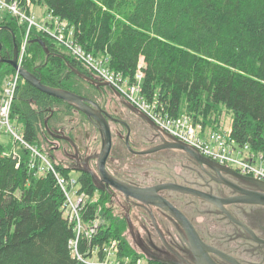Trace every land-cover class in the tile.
Wrapping results in <instances>:
<instances>
[{
	"label": "trees",
	"instance_id": "16d2710c",
	"mask_svg": "<svg viewBox=\"0 0 264 264\" xmlns=\"http://www.w3.org/2000/svg\"><path fill=\"white\" fill-rule=\"evenodd\" d=\"M18 1L24 13L42 4L67 21L87 51L109 56V67L131 81L144 65V91L151 99L155 93L173 115L188 113L204 127L221 130L227 112L233 119V137L264 151V0ZM0 24V42L10 55L12 37L4 28H21V41L28 23L19 24L6 13ZM36 28L31 30L33 45L23 65L47 86L80 94L85 79L73 72L74 67L92 69L62 44V58L53 61L40 45L52 38ZM14 74L10 64L0 61V94L4 80ZM50 106L57 108L53 110L60 123L79 116L72 104L19 78L11 117L19 118L24 139L48 155L39 129L52 112ZM17 145L14 151L0 142V264H86L73 255L70 240L76 237L75 224L64 216L65 195L56 175L49 169L41 172L42 158ZM50 161L62 175H70L71 166ZM81 179L89 192L100 193V201L84 213L85 219L97 211L105 220L91 245L117 239L121 259L143 257L126 239L125 220L115 214L112 195L98 190L88 178ZM86 244L85 239L79 242L85 254Z\"/></svg>",
	"mask_w": 264,
	"mask_h": 264
},
{
	"label": "flooded vegetation",
	"instance_id": "af4514ba",
	"mask_svg": "<svg viewBox=\"0 0 264 264\" xmlns=\"http://www.w3.org/2000/svg\"><path fill=\"white\" fill-rule=\"evenodd\" d=\"M2 27L0 24V31ZM17 28L11 26L4 28L11 35L13 46L9 55L5 53L4 45L0 42V61L10 60L16 53L18 61L22 43L18 41V34L21 35L22 29ZM55 42L50 38L40 42V45L46 48L47 56L51 55L53 61L62 58V49ZM32 45L33 40L29 37L27 50ZM24 62L25 60L21 66L26 68ZM77 64L80 62L77 61ZM82 68L90 76L82 71L83 69L74 67L73 72L85 79L83 85L86 87L80 94L75 93L99 104L108 118L113 140L106 162L110 175L138 187L175 183L193 189L192 192H186L165 188L160 189L157 194L170 201L191 220L205 243L242 264H264V202L248 200L252 194L262 193L259 185L261 183L255 181L256 178L253 176L243 174L210 158L205 159L207 164H204L176 148L140 153L163 144L169 135L124 95V98H121L112 84L100 77L95 78L91 70ZM87 83L92 84L93 88L87 86ZM105 92L114 93L112 97H118V107H110L113 98L108 97ZM73 106L79 116L70 117L62 123L54 114L57 108L50 106L52 112L40 124L45 126L39 129L41 140L46 141L50 154L42 155L49 161L51 159L64 162L71 166L73 171L80 172L78 178L81 182H83L81 178H88L98 190L110 193L121 206L122 211L119 214L114 211L125 220L124 229L137 238L142 252L148 254L151 260H158H153L156 263L162 261L196 264L186 242L188 237L186 230L170 213L152 204L128 200L107 180L100 178L97 156L102 148L100 126L96 120ZM36 110L41 112L39 106H36ZM114 134L120 143H124V149L119 150V145H115ZM127 153L134 154L137 164L129 163L131 166L128 164ZM50 163L54 165L53 162ZM210 255L220 264H234L225 256L214 252H210Z\"/></svg>",
	"mask_w": 264,
	"mask_h": 264
},
{
	"label": "built area",
	"instance_id": "2783aa9c",
	"mask_svg": "<svg viewBox=\"0 0 264 264\" xmlns=\"http://www.w3.org/2000/svg\"><path fill=\"white\" fill-rule=\"evenodd\" d=\"M10 1L14 3V0ZM28 3L31 4L32 1L28 0ZM18 5L24 8L19 1ZM0 11H9L17 18L18 22L28 23L26 37L21 43L18 55L20 66L27 57V42L33 26L36 25L38 31L45 32L58 44L64 45L74 57L87 65L88 68L93 69L100 79L112 84L130 103L148 115L163 132L190 145L204 156L220 164L264 181V151H250L248 143H239L232 135V127L228 132L211 130L204 127L202 123L196 121L195 117L188 113L173 115L155 93L153 94L154 99H151L144 91V71L141 68L136 71L133 81L124 77L122 73L112 70L108 65L109 56L104 54L97 56L87 51L75 37V30L68 29L65 20L47 9L43 12L41 21L36 20L34 11L33 14L13 12L7 0H0ZM20 77L19 70H16L14 75L7 77L4 81L5 90L0 96V129L3 130L7 127L5 130L12 132L15 137V144L21 143L35 155L43 158V163L40 166L42 171L49 169L56 175L65 195L63 213L67 219L75 224L76 237L70 240L73 255L86 264H150L145 262L143 258L123 261L118 255L119 241L117 239L102 245H91L93 239L99 234L101 223L97 222V219L101 216L96 213L86 220L84 213H87L89 208L98 202L99 199L95 197V192H89L84 187L83 182L71 174L65 176L58 172L54 165L38 152L37 147L28 143L23 134H18L12 127L10 119ZM13 149L15 150V148ZM82 239L87 241L86 254L79 250V242ZM91 253L92 255L89 256Z\"/></svg>",
	"mask_w": 264,
	"mask_h": 264
},
{
	"label": "water",
	"instance_id": "95a60500",
	"mask_svg": "<svg viewBox=\"0 0 264 264\" xmlns=\"http://www.w3.org/2000/svg\"><path fill=\"white\" fill-rule=\"evenodd\" d=\"M1 61L7 62L14 69L19 70L21 77L25 81L29 82L31 85L35 86L42 92L75 105L77 109L84 112L89 118L96 120L98 122L100 126L99 129H100L101 136H102V148L99 154L97 155L98 156V167L100 171V178L107 180L109 184L113 185L118 191H120L126 197V199L128 200L134 199V200L141 201L145 204H152V205L161 207L162 209L170 213L186 230L188 234V237L186 238V242H187V245L189 246L190 251L192 252L194 256L196 264H220L211 257L210 252H214L219 255L225 256L228 258V260H230L234 264H242L239 261H237L235 258L225 255L220 250L205 243L201 239L199 233L197 232L191 220L181 210H179L175 205H173L170 201H168L167 199L157 194V192L160 189H165V188H172V189L186 191V192H192L194 191L193 189L188 188V187H183L175 183H163V184H160L157 186H151V187H138L136 185H133L115 176L110 175L106 167V162H107V159L112 149V143H113L112 132H111V128L108 123V118L104 114V111L99 106V104L73 91L62 89V88H54V87L43 84L41 80L33 72L27 70L24 67H21L18 64L17 53L14 56V58L10 60L1 59ZM115 91L118 95L121 96V98H124L123 95L119 91H117L116 89ZM164 148H176V149L183 150L187 152L188 154H190L191 156H193L196 160L204 164H207V160L205 159H208V158L206 156L201 154L199 151H197L190 145L182 141H178L174 138L172 139L166 138L163 144L158 145L154 148L145 150V151H140V153L154 152V151H158ZM255 181H259L261 183L259 185L261 186L262 193L252 194V196H250L248 200L251 202L263 203L264 202V181L259 180V179H255ZM153 260L158 261L155 259ZM161 264H176V263H169V262L161 261Z\"/></svg>",
	"mask_w": 264,
	"mask_h": 264
},
{
	"label": "rangeland",
	"instance_id": "374dc122",
	"mask_svg": "<svg viewBox=\"0 0 264 264\" xmlns=\"http://www.w3.org/2000/svg\"><path fill=\"white\" fill-rule=\"evenodd\" d=\"M45 7L42 5V4H40V5H36L35 7H32V11H34V13H35V18H36V20L37 21H41L42 20V16H43V12L45 11ZM33 14V13H32ZM0 16H3L1 13H0ZM19 24H22V23H20L19 22ZM37 29V28H36ZM25 37H26V34H25V36H23V39L21 40V42H23L24 41V39H25ZM145 60L144 59H142V61L141 62H144ZM11 77V76H10ZM25 81V80H24ZM105 94L108 96V97H112V95L114 96V93H111V92H105ZM113 99H114V102H113V99L111 100V105H110V107H118L119 106V103H118V100H117V98L118 97H112ZM117 100V101H116ZM10 122H11V124H12V127L14 128V130L18 133V134H23V127H22V125H21V122H20V120H19V118L18 117H11V119H10ZM232 123H233V119L231 118V116L227 113V112H223V116H222V124H221V131H225V132H228L229 131V129L232 127ZM98 134V133H97ZM114 141H115V145H119L118 146V149L119 150H122V149H124L125 148V146H124V143H120V140L119 139H117L116 137H115V134H114ZM0 142L3 144V145H5L6 147H8L9 149H12L13 150V148H15V150L17 151L18 150V145L17 144H15V137H14V135L12 134V132L11 131H9V132H4L2 129H0ZM45 142V140H43V145H44V147L46 148V149H48L47 148V144L46 143H44ZM249 144V143H248ZM137 146L138 147H140L139 146V144L137 143ZM141 146H143V145H141ZM250 151H253V150H256V149H254V148H252L251 147V145L249 144V148H248ZM14 150V151H15ZM126 150V149H125ZM126 160H127V162H128V164L129 163H133V164H137V158L136 157H134V154H132V153H127V155H126ZM130 165V164H129ZM131 166V165H130ZM41 172H43V171H41ZM70 174L72 175V176H74V177H76L77 179H79L78 178V176H79V174H80V172L79 171H70ZM95 197H97L99 200H98V202L100 201V193H99V191H95ZM97 202V203H98ZM114 209H115V211L119 214L120 213V211H122V209H121V206L120 205H118L116 202H115V199H114ZM96 213H98L97 211H96ZM99 214V213H98ZM99 221V223H101V224H103V222H105V220L103 219V218H101V217H99L98 219H97V222ZM124 234H125V237H126V239L129 241V243L132 245V247L134 248V249H136L137 251H139V252H141L142 253V255H143V259H145V261L147 262L148 260H149V257L150 256H148V254H145L144 252H142V249L139 247V245H138V241H137V238L136 237H134L131 233H129L128 232V230H125L124 231Z\"/></svg>",
	"mask_w": 264,
	"mask_h": 264
},
{
	"label": "bare ground",
	"instance_id": "6f19581e",
	"mask_svg": "<svg viewBox=\"0 0 264 264\" xmlns=\"http://www.w3.org/2000/svg\"><path fill=\"white\" fill-rule=\"evenodd\" d=\"M10 6H11V10L13 11V12H15V13H17V14H25L23 11H21L20 10V8H19V6H18V4L15 2V3H10ZM0 13L2 14V15H5L6 13L7 14H12L11 12H9V11H0ZM66 26H67V28L68 29H73L72 27H70L69 26V24H68V22L66 21ZM87 66V65H86ZM142 66H144V65H140V67H141V69H142ZM92 72L95 74V76L99 79V76L97 75V73L92 69ZM5 81V80H4ZM5 83V82H4ZM4 90H5V88H4ZM4 90L2 91V93L0 94V96L4 93ZM123 95V94H122ZM126 98V97H125ZM123 261H127V260H129L130 261V259L129 258H126V259H122Z\"/></svg>",
	"mask_w": 264,
	"mask_h": 264
}]
</instances>
